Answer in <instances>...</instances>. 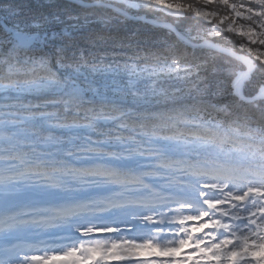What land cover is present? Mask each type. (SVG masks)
<instances>
[{
    "label": "snow or ice",
    "instance_id": "obj_1",
    "mask_svg": "<svg viewBox=\"0 0 264 264\" xmlns=\"http://www.w3.org/2000/svg\"><path fill=\"white\" fill-rule=\"evenodd\" d=\"M119 2L0 0V264H264V0Z\"/></svg>",
    "mask_w": 264,
    "mask_h": 264
},
{
    "label": "trees",
    "instance_id": "obj_2",
    "mask_svg": "<svg viewBox=\"0 0 264 264\" xmlns=\"http://www.w3.org/2000/svg\"><path fill=\"white\" fill-rule=\"evenodd\" d=\"M21 2H23V0H21ZM186 3H192L195 5V4H199L201 2H199L198 0H196L195 2H194V0H187ZM107 15L114 16L115 14L109 10ZM159 18L165 20V17L163 16V14H161V16ZM120 24H121V31L122 32H124V31H132V32L138 31L141 34V37L144 39H148L149 42H151V39L156 34L155 30L152 27V24L147 23V22H132L129 20L125 21V20H123V18H121Z\"/></svg>",
    "mask_w": 264,
    "mask_h": 264
},
{
    "label": "rangeland",
    "instance_id": "obj_3",
    "mask_svg": "<svg viewBox=\"0 0 264 264\" xmlns=\"http://www.w3.org/2000/svg\"><path fill=\"white\" fill-rule=\"evenodd\" d=\"M186 1L187 0H183V2H185L186 3ZM196 0H194V2H195ZM199 2H201L202 3V0H198ZM112 2L114 3V4H116V5H118V6H122L121 4H120V2H119V0H112ZM136 13V10H131L130 11V14H133V15H136L135 14ZM160 19V18H159ZM130 20V19H129ZM2 22V21H1ZM140 22H143V21H140ZM145 22V21H144ZM147 23H150V22H147ZM151 24V23H150ZM154 251H159V250H154ZM145 255H146V253H145ZM109 264H122V262H120V261H110L109 262Z\"/></svg>",
    "mask_w": 264,
    "mask_h": 264
},
{
    "label": "water",
    "instance_id": "obj_4",
    "mask_svg": "<svg viewBox=\"0 0 264 264\" xmlns=\"http://www.w3.org/2000/svg\"><path fill=\"white\" fill-rule=\"evenodd\" d=\"M117 7H120V6H118V5H116ZM130 16L131 17H133V18H131V19H134V20H138V19H136V18H134L136 15H133V14H130ZM142 21H145V20H143V19H141ZM151 24H153V23H155V21H149ZM159 22L160 23H164L165 22V20H159Z\"/></svg>",
    "mask_w": 264,
    "mask_h": 264
},
{
    "label": "bare ground",
    "instance_id": "obj_5",
    "mask_svg": "<svg viewBox=\"0 0 264 264\" xmlns=\"http://www.w3.org/2000/svg\"><path fill=\"white\" fill-rule=\"evenodd\" d=\"M136 14V13H135ZM129 20V19H128ZM129 21H132V22H140L142 21L141 19H138V20H134V19H130ZM144 22V21H143Z\"/></svg>",
    "mask_w": 264,
    "mask_h": 264
}]
</instances>
